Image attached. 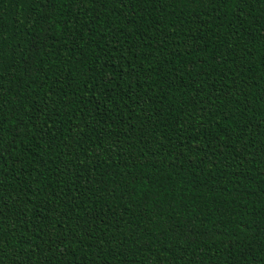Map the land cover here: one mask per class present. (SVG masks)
<instances>
[{
    "label": "trees",
    "instance_id": "obj_1",
    "mask_svg": "<svg viewBox=\"0 0 264 264\" xmlns=\"http://www.w3.org/2000/svg\"><path fill=\"white\" fill-rule=\"evenodd\" d=\"M0 264H264V0H0Z\"/></svg>",
    "mask_w": 264,
    "mask_h": 264
}]
</instances>
